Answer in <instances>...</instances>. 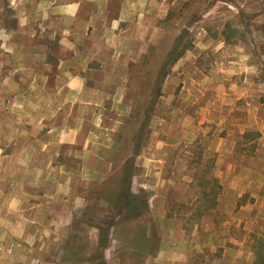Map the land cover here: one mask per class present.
Returning <instances> with one entry per match:
<instances>
[{
	"label": "rangeland",
	"instance_id": "obj_1",
	"mask_svg": "<svg viewBox=\"0 0 264 264\" xmlns=\"http://www.w3.org/2000/svg\"><path fill=\"white\" fill-rule=\"evenodd\" d=\"M15 7L0 0V35L17 27ZM137 15L128 86L104 89L123 98L105 104L102 122L122 135L120 161L104 183L70 161L79 199L56 254L62 264H156L163 252L182 264H255L264 243V0H146ZM179 36L190 48L160 79ZM9 112H0L6 126ZM128 194L147 209L131 211Z\"/></svg>",
	"mask_w": 264,
	"mask_h": 264
},
{
	"label": "crops",
	"instance_id": "obj_2",
	"mask_svg": "<svg viewBox=\"0 0 264 264\" xmlns=\"http://www.w3.org/2000/svg\"><path fill=\"white\" fill-rule=\"evenodd\" d=\"M144 2L14 0L17 27L0 35V112L14 120L0 113V264H62L67 207L79 199L70 161L97 183L120 161L122 135L102 123L118 94L104 89L128 86L138 56L129 31ZM163 253L156 264L183 263Z\"/></svg>",
	"mask_w": 264,
	"mask_h": 264
},
{
	"label": "trees",
	"instance_id": "obj_3",
	"mask_svg": "<svg viewBox=\"0 0 264 264\" xmlns=\"http://www.w3.org/2000/svg\"><path fill=\"white\" fill-rule=\"evenodd\" d=\"M177 43L176 45L174 46V48L171 50V52L169 53L168 55V58L164 61L161 69H160V72L158 73V78L161 77V73H162V79H164L165 77H167V75L169 74V70L166 69L167 66L169 64H173L175 61H177L178 59H180L187 50H189V46H185L182 45V36H179L178 39H177ZM161 79V78H160ZM138 138L135 137V141H137ZM140 153V148L138 146H136L134 148V152L133 154L134 155H138ZM124 169H125V176H126V180L129 181V183H131L129 180L130 177L132 176V163L129 162V160L127 161V163L124 165ZM129 183L127 185H129ZM125 185V186H127ZM124 185H122V188L125 187ZM129 194L128 196L126 197L127 199L125 200H129ZM128 206H129V209L131 211H135V208L136 207H140V206H137V203L136 201H128ZM148 205H147V202H143L141 208H136L137 209V213L138 214H141L143 211L140 209H147ZM134 209V210H132ZM100 236H101V240H100V244H98V248L99 249H106V246H107V236L104 234V231L102 232V230L100 229ZM106 232V231H105ZM107 233V232H106ZM254 254H255V264H264V243H261V244H257L256 248L254 249Z\"/></svg>",
	"mask_w": 264,
	"mask_h": 264
}]
</instances>
